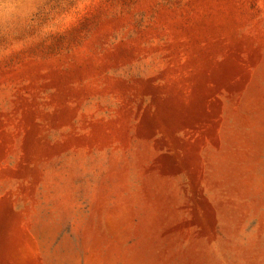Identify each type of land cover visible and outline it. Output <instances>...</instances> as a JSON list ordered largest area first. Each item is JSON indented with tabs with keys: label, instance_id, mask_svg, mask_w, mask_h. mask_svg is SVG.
Instances as JSON below:
<instances>
[{
	"label": "rangeland",
	"instance_id": "obj_1",
	"mask_svg": "<svg viewBox=\"0 0 264 264\" xmlns=\"http://www.w3.org/2000/svg\"><path fill=\"white\" fill-rule=\"evenodd\" d=\"M0 264H264V0H0Z\"/></svg>",
	"mask_w": 264,
	"mask_h": 264
}]
</instances>
